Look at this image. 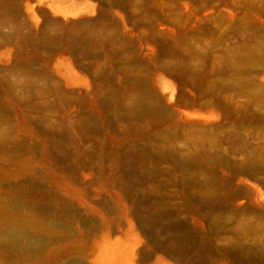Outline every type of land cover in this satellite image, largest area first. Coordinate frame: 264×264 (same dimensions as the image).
<instances>
[{
  "label": "rangeland",
  "instance_id": "obj_1",
  "mask_svg": "<svg viewBox=\"0 0 264 264\" xmlns=\"http://www.w3.org/2000/svg\"><path fill=\"white\" fill-rule=\"evenodd\" d=\"M147 199L188 264H264V0H0V264H186Z\"/></svg>",
  "mask_w": 264,
  "mask_h": 264
},
{
  "label": "bare ground",
  "instance_id": "obj_2",
  "mask_svg": "<svg viewBox=\"0 0 264 264\" xmlns=\"http://www.w3.org/2000/svg\"><path fill=\"white\" fill-rule=\"evenodd\" d=\"M86 45H87L86 51L87 52L91 51L95 46V40L89 39L86 42ZM108 78L112 80L113 77L112 75H109ZM137 83L135 85L138 86ZM114 86H115V82L114 84L111 85H106V86L103 85L100 88V93L105 97V99L103 100L104 106L109 110L115 108V106H112L113 103L115 102V100L120 99V94L118 90L114 88ZM163 111H164L163 107L159 104V102L153 101L151 99V94L149 93V91L142 90L140 91L139 96L133 102L132 106L124 107L121 111V114H123L127 118H137L139 120L146 121L148 118H154V119L159 118L160 114ZM162 154H163L162 152L158 153L150 149L137 148V151L129 150V152H126V157L128 158L127 160L131 165L140 167L150 164L153 161H158L163 157ZM218 201L219 198L216 195L209 194L204 199L203 202L205 203L204 206H206L207 208H211ZM142 207L145 208V212H138L137 222L138 225L142 227V230L147 232L149 240L155 242V246L158 247L160 250L164 251L173 260L179 262H184V260H186L187 261L186 264H188V262H190L189 261L190 258L188 257H187L188 259L185 258L186 243L182 240L164 238L160 235L161 230L162 231L169 230L173 232V230L178 228L177 225L175 224L176 221L174 222L171 207L165 205L164 202L162 201L150 200V199L145 200V202L142 203ZM174 238H176V236H174Z\"/></svg>",
  "mask_w": 264,
  "mask_h": 264
}]
</instances>
